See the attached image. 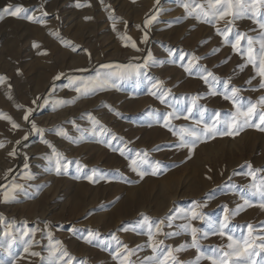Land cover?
<instances>
[{
    "label": "rangeland",
    "instance_id": "rangeland-1",
    "mask_svg": "<svg viewBox=\"0 0 264 264\" xmlns=\"http://www.w3.org/2000/svg\"><path fill=\"white\" fill-rule=\"evenodd\" d=\"M79 2L91 6L78 8L77 0H0V9L11 3L23 5L38 17L41 11L47 13L43 25L0 16V77H6L0 83V113L21 125L12 130L8 121L0 119V141L5 143L0 148V264H117L112 258L117 247L113 237L129 249L142 245L130 258L141 264L153 255L141 213L152 222L163 220L162 232H181L156 237L176 249L190 243L191 237L179 228L186 220L175 218L169 227L168 217H180L195 207L204 219L192 224L207 232L210 223L225 215L224 206L231 212L244 204L242 196L252 201V206L231 217L229 231L239 237L247 233L248 224L257 232L264 231V209L258 206L260 198L250 194L252 180L247 175L249 164L264 169V131L244 127L235 136L197 142L192 152L178 147L179 130L195 126L202 109L207 110L204 121L208 123L216 112L225 119L235 111L231 101L220 94L225 81L229 88L239 89L242 102H256L264 96V90H253L259 87V77L251 79L256 76L251 65L241 70L244 59L222 43L213 26L185 18L181 0H159L158 4L156 0ZM153 14L156 19L145 29V19ZM110 15L118 18L115 30ZM235 27L249 36L258 34V30L252 31L257 26L248 19L236 21ZM50 33H59V39ZM145 33L148 39L141 43ZM125 35L140 51L125 46L120 38ZM34 42L40 47L34 48ZM214 49L218 51L213 53ZM44 51L47 55L38 54ZM149 52L154 62L147 67L123 79L114 77V87L77 98L74 88L79 84H71L69 78L90 80L107 71L102 65H111V71L120 73L129 65H142ZM192 56L200 59L193 61L196 67L189 75L181 65L188 64ZM201 66L219 83L205 84L199 78ZM57 75L60 79L55 80ZM157 81L162 84L154 88ZM161 89L169 93L166 103L158 99ZM213 90L216 95L211 94ZM37 97V104H32ZM193 97H198L197 107L185 120ZM72 100L75 102L57 103ZM17 104L34 109L29 119L43 134L31 131ZM173 111L181 117L170 118L175 135L163 127L162 120L165 113ZM90 116L99 124L94 125ZM26 134L28 138L23 140ZM13 148L15 157L8 154ZM53 148L67 164L59 174ZM142 158L149 161L142 166L147 173L143 179L129 167L132 159ZM157 162V174L153 175ZM78 165L82 171L77 170ZM93 170L95 182H90L85 177ZM261 176L264 172L257 173L258 181ZM14 184L22 187L14 189ZM90 231L98 234L91 244L86 242ZM226 243V238L218 235L200 240L205 254ZM52 249H57L55 254ZM33 252L40 255H31ZM64 252L68 255L63 256ZM174 255L190 264L198 253L187 248ZM199 264L210 261L202 258Z\"/></svg>",
    "mask_w": 264,
    "mask_h": 264
},
{
    "label": "snow or ice",
    "instance_id": "snow-or-ice-1",
    "mask_svg": "<svg viewBox=\"0 0 264 264\" xmlns=\"http://www.w3.org/2000/svg\"><path fill=\"white\" fill-rule=\"evenodd\" d=\"M103 4V0H101ZM156 3H159V0H156ZM90 7V4H81L79 0H77L76 7ZM181 7L185 10V18H194L198 22H202L208 25L213 26L215 32L218 36L221 37L222 43L225 45H229L235 54L241 56L244 59V64L239 67L243 70L245 67L251 65L254 69L256 76L251 79H255L257 76L259 77V87L254 88V91L264 90V0H203V2H197V0H181ZM43 5H41V9ZM158 11V10H157ZM7 15L15 18H23L28 20L29 22L44 24L43 16H47L46 12L41 11V16H35L29 12L27 8L23 5H13L9 3L4 8L0 9V16ZM110 19L114 21L113 29L115 30V20L118 19L112 15L109 16ZM85 19H90V17H85ZM156 19V15L148 17L144 21V28L146 29L154 20ZM241 19H248L253 22L257 26V28L252 29V31H257L258 34L256 36H249L244 32H240L236 29L235 24L236 21ZM218 24H223V27H217ZM137 28H140L137 25ZM51 35L57 37L59 39V33H50ZM123 41H125V46H131L132 49L136 51H140L137 47V44L131 37L121 36ZM148 39L147 33L142 37L141 43L146 42ZM62 43H66L61 41ZM34 48H39L40 45L38 43H33ZM73 51L75 48L73 47ZM218 51V49H214L213 53ZM42 55H47V52L44 51L42 53H38ZM181 60L184 59V56L180 57ZM200 58L192 56L189 60L188 64H182L181 67L184 68V71L191 75L193 73V68L196 67V64L193 61L198 62ZM149 62H154L152 59V53L149 52L147 57L144 58V63L142 65L138 64L135 66L129 65L127 68L120 73L113 72L110 69L111 65H102L101 67L106 69L107 71L98 72L96 77L83 81L77 80L76 78H69L70 83L73 85L79 84V86L75 87L74 90L78 93L79 96H88L94 94L96 91L105 90L109 87H114L113 79L114 77L125 78L127 75L138 72L141 67H147ZM227 62V61H225ZM202 72L200 75V79L204 81L205 84H215L219 83L217 77L213 75L210 71L202 66L198 69ZM19 74V73H18ZM63 75V74H60ZM60 75L54 77L55 80L60 79ZM211 77V80L209 79ZM251 79L248 81L251 84ZM6 80V77H0V83H3ZM162 84L161 81H157L153 84V87H157V85ZM11 86L9 85V88ZM239 89L235 87L229 88L228 81L224 82V92L220 93L223 96V99L231 101L235 111L230 114L229 117L225 119H221L222 114L220 112L214 113L212 117L211 123L204 121V112L206 109H202L200 111V119L195 121V126L189 128H181L179 130V138L180 143L178 147L184 148L187 147L189 152H192L196 147L197 142H202L206 138H215L216 136H235L239 134L240 130H243L244 127H255L260 131H264V96L258 98L256 102H252L248 100L246 102H242V98L237 95ZM169 93L161 89L160 95L158 99H160L161 103H166V97ZM212 95H216L217 92L213 90L211 92ZM152 95H156V93H152ZM8 99H12L11 95H8ZM40 97H37L32 101V104H37V101ZM198 97L192 98V106L187 108V115H184L183 118L188 120L192 117L193 109L197 107L196 100ZM75 100L72 101H57L58 104H67L74 103ZM47 103V101H44ZM18 109L24 111V115L22 119L31 124V131L39 132L43 134L44 130L40 129L36 126L33 121H30V116L32 115L34 109L33 108H25L23 105H15ZM93 124H99L94 117H89ZM170 118L179 119L181 118L175 111L165 113L162 117L163 127L167 128L169 131H172L173 134H177V132L170 126ZM0 119L6 120L10 123L12 130L20 129L21 125L16 123L11 116H8L4 113H0ZM253 121H256L253 123ZM226 125V127L222 128L220 125ZM95 131V129H93ZM101 131H106L101 127ZM66 136V133H61ZM188 137L186 139L185 137ZM27 134L22 138L23 140H27ZM113 139H116L113 136ZM48 143L47 141H44ZM21 141H16V144L19 145ZM4 141H0V148H4ZM49 147H52L49 144ZM53 152L56 156V171L57 174L61 172L62 169L66 170L67 164H63L62 161L64 157L60 153H56L53 148ZM9 156L15 157L17 155L16 149L13 148L10 151ZM120 154L124 155V151L120 150ZM139 155V154H138ZM146 156V153L144 154ZM149 164L147 159H140L139 161L136 159H132L129 167L132 171L136 172L137 175L140 176L141 179L147 174L146 171L142 170V166ZM25 168L28 167L27 163H25ZM152 167L151 165H149ZM159 167V162H157L156 166L153 167L152 174L156 175V168ZM249 171L247 175L251 177L252 183L248 185L249 192L252 196H258L260 198L259 207L264 209V176L257 180V173L264 172V169H253L252 166L248 165ZM78 171H82V168L78 165ZM13 170L8 169V172L11 173ZM96 175V170H93L92 175H87L85 178L90 182H95L93 176ZM31 178V177H29ZM7 179V176H5ZM3 187V185H0ZM14 189H18L22 187L21 185L14 184L12 186ZM244 199L243 205H237V207L231 212L228 211L227 207H225V215L221 220L216 223H210L209 231L202 232L197 227L193 226L192 221L194 220H203L204 216L196 211V208L184 212L180 217H168V226L171 227V221L175 218H181L187 221V223L179 225V228L182 230L184 234H188L191 237L190 243H185L180 245L178 248L173 249L171 246H165L164 240L156 239L157 236L163 235L166 238L179 235L181 232H173V233H165L162 232L160 227L161 224L164 223L163 220L158 222H152L149 217H143L144 226L146 227V235H147V246L151 248L153 255L150 257H145L144 261L141 264H183V262L179 261L174 252H181L186 250L187 248H195L198 255L196 259L190 264H199L200 259H207L210 261V264H264V231L257 232L252 224H248L247 233L242 234L239 237L233 235L229 229L231 227V217L238 215L242 210H244L245 206H252V201L249 199ZM5 202H7V197L5 198ZM28 235V233H25ZM209 235H218L222 238H226L227 243L221 247H213L209 250L208 254H205L200 245L201 239H206ZM98 234H94L91 231L89 232L88 238H86V242L91 244L92 239L96 238ZM115 240L117 247L112 252V258L117 262V264H134V262L130 259L132 256L136 254L138 250H140L143 246L138 245L135 249H129L127 245H122L121 242L113 237ZM60 244L59 241L56 242ZM27 252L28 249L25 248ZM53 254L57 251V249H52ZM31 255L38 256L40 255L37 252L31 253ZM68 253L64 252L63 256H67ZM61 256V259H63ZM71 264V261L68 262Z\"/></svg>",
    "mask_w": 264,
    "mask_h": 264
}]
</instances>
